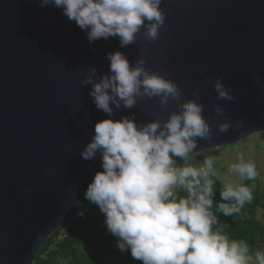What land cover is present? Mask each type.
<instances>
[{
    "label": "water",
    "instance_id": "1",
    "mask_svg": "<svg viewBox=\"0 0 264 264\" xmlns=\"http://www.w3.org/2000/svg\"><path fill=\"white\" fill-rule=\"evenodd\" d=\"M160 8L166 19L158 38L144 41L141 29L137 43L121 48L119 37L89 43L90 29L54 4L0 0V264H33L47 239L90 203L85 192L103 172L102 156L80 153L97 122L167 120L199 89L196 102L212 133L210 141L197 139L194 155L264 132V0H162ZM116 51L131 67L143 58L149 72L168 73L181 100L166 109L158 97L131 109L110 104L111 117L98 110L93 85L81 82L88 68L96 69L94 83L110 75L107 54ZM217 78L234 101L217 100ZM217 104L227 109L223 117ZM226 121L243 125L219 133Z\"/></svg>",
    "mask_w": 264,
    "mask_h": 264
},
{
    "label": "clouds",
    "instance_id": "2",
    "mask_svg": "<svg viewBox=\"0 0 264 264\" xmlns=\"http://www.w3.org/2000/svg\"><path fill=\"white\" fill-rule=\"evenodd\" d=\"M42 7L54 4L63 14L87 32L89 43L119 37L120 47L143 40L154 42L164 25L166 13L162 0H36ZM147 21V24H145ZM110 75L93 78L95 68L87 69L81 86L93 85L90 96L98 110L109 117L123 105L135 107L140 99L159 98L166 109L169 100L180 101L181 89L164 77L149 72L146 60L138 58L131 67L119 51L108 53ZM159 67V66H157ZM217 100L234 101L231 89L217 78L214 86ZM109 92L111 94H109ZM199 98V89L192 93ZM196 99L177 104L167 120H155L138 126L134 117L97 122L95 135L80 153L84 160L102 156L103 172H97L88 185L85 199L98 206L105 217L107 230L118 238L117 247L130 251L132 259L141 264H264V252L250 254L244 241L229 240L217 215L212 211L215 184V158L205 157L202 163H187L194 155L197 139L210 141L212 129L202 113L204 107ZM217 116L227 111L214 105ZM225 122L216 126L219 133L242 127ZM174 158L184 161L177 166ZM229 172L254 181L259 172L256 164L237 157ZM215 177V179H213ZM26 192L30 191L25 189ZM179 191L186 195L179 196ZM253 199L252 190L240 183L233 187L222 184L217 210L225 217L240 213ZM226 226V225H225Z\"/></svg>",
    "mask_w": 264,
    "mask_h": 264
},
{
    "label": "trees",
    "instance_id": "3",
    "mask_svg": "<svg viewBox=\"0 0 264 264\" xmlns=\"http://www.w3.org/2000/svg\"><path fill=\"white\" fill-rule=\"evenodd\" d=\"M220 188L218 181L212 211L217 215L219 224L224 226V234L229 240L244 241L250 252L264 248V222L245 214L253 211L256 195L239 214L225 217L217 210V204L221 202ZM262 204L264 206V199ZM65 230L66 237L49 251L50 240L57 231L47 239L33 264H141L132 259L129 250L121 252L118 249V238L107 230L104 215L91 202L67 224Z\"/></svg>",
    "mask_w": 264,
    "mask_h": 264
},
{
    "label": "rangeland",
    "instance_id": "4",
    "mask_svg": "<svg viewBox=\"0 0 264 264\" xmlns=\"http://www.w3.org/2000/svg\"><path fill=\"white\" fill-rule=\"evenodd\" d=\"M264 132L254 133L241 141L216 148L208 151H204L189 157L187 163L192 166H199L205 157L215 158L214 170L219 177V181L222 184H231L233 187L243 183L245 186L252 190L253 196L256 195L251 213H245L248 216L254 217L256 221L264 222ZM243 155L245 160H251L256 164L259 175L254 181H240L239 177L229 172V168L232 164L237 163V157ZM183 160L177 161V166H182ZM179 196L186 195L183 191H179ZM255 251L264 252V248H258ZM254 251V252H255ZM250 252V254L254 253ZM114 264V263H109Z\"/></svg>",
    "mask_w": 264,
    "mask_h": 264
},
{
    "label": "built area",
    "instance_id": "5",
    "mask_svg": "<svg viewBox=\"0 0 264 264\" xmlns=\"http://www.w3.org/2000/svg\"><path fill=\"white\" fill-rule=\"evenodd\" d=\"M66 227L67 224L56 230L57 232L52 236L47 251L53 249L59 242H61L66 237Z\"/></svg>",
    "mask_w": 264,
    "mask_h": 264
}]
</instances>
